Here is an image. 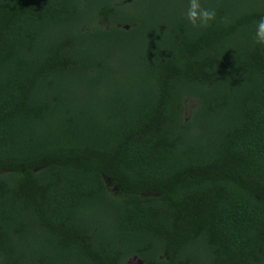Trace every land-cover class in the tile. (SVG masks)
I'll use <instances>...</instances> for the list:
<instances>
[{
    "label": "trees",
    "instance_id": "obj_1",
    "mask_svg": "<svg viewBox=\"0 0 264 264\" xmlns=\"http://www.w3.org/2000/svg\"><path fill=\"white\" fill-rule=\"evenodd\" d=\"M0 0V264H264V0Z\"/></svg>",
    "mask_w": 264,
    "mask_h": 264
},
{
    "label": "clouds",
    "instance_id": "obj_2",
    "mask_svg": "<svg viewBox=\"0 0 264 264\" xmlns=\"http://www.w3.org/2000/svg\"><path fill=\"white\" fill-rule=\"evenodd\" d=\"M216 17V10L203 6L202 0H187V9L183 13V18L193 29L208 27ZM253 39L257 45L264 46V17L256 22Z\"/></svg>",
    "mask_w": 264,
    "mask_h": 264
},
{
    "label": "rangeland",
    "instance_id": "obj_3",
    "mask_svg": "<svg viewBox=\"0 0 264 264\" xmlns=\"http://www.w3.org/2000/svg\"><path fill=\"white\" fill-rule=\"evenodd\" d=\"M129 264H141V261L138 259H132Z\"/></svg>",
    "mask_w": 264,
    "mask_h": 264
}]
</instances>
